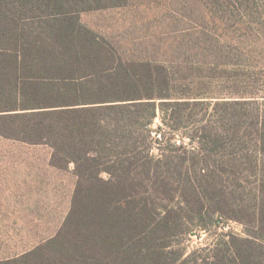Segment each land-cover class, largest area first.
<instances>
[{"label":"trees","instance_id":"16d2710c","mask_svg":"<svg viewBox=\"0 0 264 264\" xmlns=\"http://www.w3.org/2000/svg\"><path fill=\"white\" fill-rule=\"evenodd\" d=\"M129 6L0 0V135L49 145L50 164L73 166L77 178L57 233L0 264H264V100L237 89L205 96L207 76L189 80L191 67L151 56L126 59L125 44L83 19ZM200 40L178 47V56L211 48L235 65L245 60L240 48ZM159 114L172 131L201 122L192 137L200 147L171 144L154 156L152 144L163 140L151 136ZM249 143L255 162L249 153L239 162L236 149L244 153ZM250 177L257 191L248 196L224 183ZM220 220L239 221L245 234L218 235L205 256L175 247V238L193 231L189 224L207 229Z\"/></svg>","mask_w":264,"mask_h":264},{"label":"rangeland","instance_id":"374dc122","mask_svg":"<svg viewBox=\"0 0 264 264\" xmlns=\"http://www.w3.org/2000/svg\"><path fill=\"white\" fill-rule=\"evenodd\" d=\"M83 19L118 40L121 47L125 44L126 59L151 56L173 66L197 68L196 71L187 68L183 77L190 80L207 76L211 83L203 87L205 96L219 93L226 96L228 90L237 89L243 91L242 95L254 96L259 104L264 100V0H130L129 8L94 11ZM199 38L202 44L221 45L224 50L227 46L240 48L246 51L245 60L235 65L228 53L216 58L211 55V48L207 49L209 52L203 48L197 57L178 56V47L186 49L184 45ZM234 82L237 84L233 85ZM202 115L203 109H197L196 119L200 120ZM210 117L217 119L213 114ZM201 124L172 131L159 114L151 124V136L157 140L163 133V140L152 144V154L157 156L171 144L197 149L198 137L195 140L192 137L197 135L196 127ZM248 146L244 153L236 149L239 162L247 160V153L250 157L254 155L249 160L255 162L256 145ZM51 155L52 148L47 144H31L0 135V261L22 255L53 237L70 210L77 181L73 166L55 167L50 164ZM254 180L243 178L239 183L236 178H228L224 183L248 196L257 191ZM201 224L184 223L193 231L175 238V247L196 257L205 256L218 235L245 234L244 225L236 220H220L218 226L210 225L207 229H200Z\"/></svg>","mask_w":264,"mask_h":264},{"label":"built area","instance_id":"2783aa9c","mask_svg":"<svg viewBox=\"0 0 264 264\" xmlns=\"http://www.w3.org/2000/svg\"><path fill=\"white\" fill-rule=\"evenodd\" d=\"M159 137H161V134H159Z\"/></svg>","mask_w":264,"mask_h":264}]
</instances>
